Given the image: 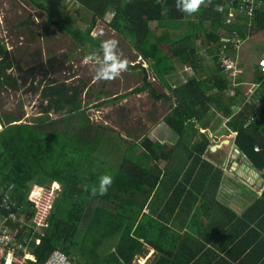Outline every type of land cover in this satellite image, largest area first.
Here are the masks:
<instances>
[{"label":"trees","instance_id":"16d2710c","mask_svg":"<svg viewBox=\"0 0 264 264\" xmlns=\"http://www.w3.org/2000/svg\"><path fill=\"white\" fill-rule=\"evenodd\" d=\"M73 1L91 13L90 22L83 30L66 24L59 25V29L70 33L86 55L100 50L101 40L94 38L92 31L97 20H106L111 12L107 20L109 26L130 41L170 93L169 96L165 92L158 93L149 80L146 67L141 63H129L128 69H141L142 85L105 98L102 103L145 90L157 101L169 100L172 106L163 121L177 139L154 141L147 135L140 141H132L115 128L92 123L81 100L83 81L79 84L58 81L49 78L52 68L41 67L39 74L45 75L46 81L36 83L39 75L36 73L27 87L40 92L39 117L33 122L15 123L21 119L19 115L0 113L3 128L0 131V186L8 181L15 182L19 187L18 202L27 205L25 208L32 216L27 200L32 187L49 185L56 180L63 184L64 190L55 200L50 225L41 243H33L39 264L56 248L78 264H89V261L93 264H132L135 257L148 252L149 247L156 250L150 264H164L169 258L173 264H193L200 252L193 247L199 231L196 235L188 221L195 215L189 214L186 231L178 234L176 243L189 246L187 252L180 253L170 239L176 232L168 233L171 230L164 224V212L160 213L164 210L162 197L171 183L174 194L184 187L193 197L202 195L205 200L209 188L196 191L203 178L197 176L195 179V175L213 172L214 166L205 158L212 139L200 128L208 127L221 117L227 118L229 130L237 132L231 143L253 167L264 172V104L256 107L254 102H247L235 112L237 97L229 95L231 81L219 61L225 38L238 33L245 40L254 32L264 31V7L259 8L254 20L256 26L249 30L243 21L228 22L230 6L225 0H212L192 16L179 11L176 0ZM220 4L224 8L217 10ZM238 4L239 1L234 6L237 8ZM236 13L237 17L244 16ZM161 22H165L164 25L161 26ZM169 22L178 27L172 28ZM200 48L205 49L204 54ZM5 52L6 47L0 41V88L18 89L29 79L20 80L22 84H19L18 79L6 71L8 59L2 58ZM205 54L215 61L209 77L179 73L176 80H170L169 75L178 72V61L202 71ZM261 80L263 83L264 72L256 67L253 81ZM236 91L240 93L239 88ZM104 94L105 90L101 89L97 97L102 98ZM105 173L113 176L108 193L91 197L83 185L98 183V177ZM217 173L219 184L221 172L217 170ZM145 207L149 208L148 212ZM186 210L182 208L180 215L184 216ZM236 226L241 229L230 239L229 244L233 246L226 254L233 256L235 249L243 245L232 259L254 257L256 260L257 250L262 246L261 256L264 257V195L257 197L243 215L235 219L233 228ZM241 260L239 264H245V261L240 263ZM202 263L232 264L228 258L211 250Z\"/></svg>","mask_w":264,"mask_h":264},{"label":"rangeland","instance_id":"374dc122","mask_svg":"<svg viewBox=\"0 0 264 264\" xmlns=\"http://www.w3.org/2000/svg\"><path fill=\"white\" fill-rule=\"evenodd\" d=\"M111 16L112 13H108L107 19H110ZM91 17V13L87 9L73 0H0V41L14 54L15 58L20 59L23 70L37 62H47V60L53 59L54 66L49 78L72 84H79L82 80L81 100L92 123L105 124L115 128L132 141H140L147 135L154 141L157 139L175 141L177 135L163 121L164 116L170 112L171 101L164 98L157 101L150 95V91L145 90L128 95L123 99L102 103L105 98H113L142 85L143 75L141 69L136 67V69H128L113 81H98L94 78L93 66L83 63L85 52L79 48L70 33L59 29V25L66 24L83 30L89 24ZM161 23L162 26L165 22ZM169 23L172 28L178 27V24ZM162 29L164 27L160 28V31ZM94 32L101 41L116 38L119 41L122 58L127 59L131 65L141 63L145 66L149 72V80L158 93L165 92L170 95L167 93L164 83L149 67V63L138 54L130 41L112 29L106 20L98 19L92 34ZM252 35L255 36L250 39L257 38V40L252 42L247 40L245 44L256 46L259 41L264 45V31L254 32ZM200 51L205 53L204 48H200ZM256 51H259L258 47ZM257 53H253V55L258 58ZM187 56L189 57V55ZM205 56L202 71L193 70L189 65H182L177 60L178 71L180 69L182 74L195 73L196 76L209 77L213 66H215V61L212 56L207 54ZM256 57L240 58L246 63L248 72L246 76L248 77L253 71V59L255 60ZM6 71L16 80L18 79L19 84H22L21 75L14 69V66L12 67L10 64L6 67ZM177 75L170 74V80H176ZM239 76L240 73L237 77ZM43 79L46 81L47 78L45 75L39 74L36 76L35 82L38 83L40 80L43 82ZM29 84L30 80H27L18 89L0 88V113L2 115H19L21 119L17 122L33 121L39 117L41 114L40 92L28 90ZM101 89L105 90L106 94L102 98H98L97 93ZM52 116L57 117L55 114ZM1 125L0 122V127ZM220 139L215 140L212 146L223 142Z\"/></svg>","mask_w":264,"mask_h":264},{"label":"crops","instance_id":"0c3cea01","mask_svg":"<svg viewBox=\"0 0 264 264\" xmlns=\"http://www.w3.org/2000/svg\"><path fill=\"white\" fill-rule=\"evenodd\" d=\"M107 20L109 19L106 18V22ZM252 34L244 40L243 46L238 51V57L239 59L249 56L256 57L255 55H253V53H260H257L259 55L258 58L256 57L255 60L253 59V71L251 72V75L249 77L246 76V74L248 73L246 71V63L240 60L243 72L237 79V85L235 86L236 90H238V88L240 89V93L238 92V95H235L237 97L235 105H237L239 98L247 96V93L254 88H256L254 96L258 99V102L260 101L261 104H264V80L263 83L262 80L260 82L253 81L256 67L261 68L260 62L264 57V47H262L259 41L257 42L256 46H251L248 42H246L248 44H245V41L247 40H249V42L257 40V38L250 39L252 36H255ZM257 47L259 48V51H256ZM180 72L181 71L179 69V71L175 74L177 75ZM256 84H258L257 87ZM230 88H232V82ZM33 121L22 122L24 123ZM226 122L227 118L221 117V119L218 118V120L216 119L212 121L208 127L200 128L202 132L209 134L210 138L212 139V143L219 138H221L220 140L222 141L228 138L230 139V142L228 144L224 143L220 148H217L216 150H212L210 147V150L206 153L205 158L212 162L214 166L213 172H209L208 174H194L195 179L197 176L203 178V182H199L197 188L195 189L196 191L201 192L205 191L207 187L209 188V194L205 197V200L202 199V195L193 197L189 193V190L185 189L184 187L181 188L180 193L177 191L176 194H174L175 188L174 186L171 188V183H169L170 187L164 190V196L162 197V202L164 200V210H161L160 213L164 212V224L169 227L171 231H174L171 232L168 230V233L172 234L176 232V236H172V238L170 239L173 241L176 247H179L180 253L187 252L186 249L189 246L182 247L180 244L176 243L178 234H183L186 231V218L189 216V214L195 215L192 221H188L192 223L195 234L196 231H199V235L196 234L198 236V241L196 242L197 244L193 247L196 249V251L200 252L199 256L195 257L198 259H195L193 264H206L202 263V260H204L209 250L215 251L216 254L218 253L228 258L232 264H239V260L241 259L234 260L232 259V257L235 256L237 252L242 249V247H244L243 245H240L235 249L233 256H228L226 254V252L231 250L233 246L232 244H229L230 239L232 238V236L236 235L242 228V224L241 228L237 226L233 228V222L236 218H239L243 215V213L255 201L257 197H260L257 195V193H262V190L264 188V172L253 167L251 163L246 160L245 155L242 154L241 151H238L237 147L233 143H231V141L235 138L237 132L229 130ZM15 123H17V121H15ZM0 128H2V125ZM217 170L221 172V180L219 181V184L217 182ZM257 175L262 178L261 181H257ZM204 181L207 182L204 183ZM53 183L59 185V189L57 191V197H59L64 190V186L58 180L52 181L49 185L45 186H50ZM191 183L192 180L191 182L187 183L188 186H191ZM40 187L43 186L34 185L32 187L27 198L28 201L30 194L40 189ZM172 198L178 201H174L172 200ZM16 200L18 202L17 197ZM18 204L22 208L23 212H25L26 214H30L25 208L27 207V205L20 204L19 202ZM28 205L32 213L33 211L29 202ZM185 207L187 209L185 211V215L181 216L180 210ZM144 210L145 212H148L149 208L145 207ZM154 214L158 215L159 213L155 212ZM221 248H224V250H221ZM195 249L193 251H195ZM155 253L156 250L153 247H149L148 252L136 256L132 264H150V262H152L151 259L154 257ZM262 254L263 247L261 246L257 250L256 260L254 257H251L248 259H242L240 263L245 261V264H261L264 258L263 256H261ZM210 256H213V254H211ZM260 256L261 258L259 259ZM89 264L93 263L89 261ZM164 264L173 263H171V260L169 258L166 262H164Z\"/></svg>","mask_w":264,"mask_h":264},{"label":"built area","instance_id":"2783aa9c","mask_svg":"<svg viewBox=\"0 0 264 264\" xmlns=\"http://www.w3.org/2000/svg\"><path fill=\"white\" fill-rule=\"evenodd\" d=\"M239 1L238 7L234 6ZM225 4L230 6L228 22L243 21L247 28L256 26L257 13L259 8L264 7V0H225ZM223 9L224 5H218ZM243 17H237V13ZM219 61L221 67L227 73L232 88L230 95H238L236 91L237 77L243 72L238 51L241 49L244 39L238 33L224 39ZM231 46V47H230ZM264 60V57L262 58ZM261 60V61H262ZM258 84H256V87ZM255 89L250 90L247 96L238 99L234 106L235 112H239L247 102L260 106V101L254 96ZM58 184L40 187L29 196V203L32 209V216L22 211L14 194L19 190L18 185L13 181H8L0 189V264H39L38 258L33 250V243H41L45 235V229L50 225V217L57 198ZM5 210V213L2 211ZM41 264H78L70 255L63 250L56 248L52 250Z\"/></svg>","mask_w":264,"mask_h":264},{"label":"clouds","instance_id":"9594fccd","mask_svg":"<svg viewBox=\"0 0 264 264\" xmlns=\"http://www.w3.org/2000/svg\"><path fill=\"white\" fill-rule=\"evenodd\" d=\"M211 2L212 0H176V8L188 16H192L199 13L202 6H207ZM93 36L95 38L96 34L94 33ZM83 63L93 66L94 78L98 81H113L126 72L129 67V61L122 58V53L119 51V41L114 37L101 41L100 50L89 52L84 57ZM260 67L261 71L264 72V60L260 62ZM192 119L195 120V118ZM0 131H3V128H0ZM256 179L261 181L262 178L257 175ZM112 183L113 176L105 173L98 177V183L84 184L83 189L91 197H102L108 193ZM1 188L3 186H0ZM257 195L261 196L264 193H257ZM14 196L17 197L16 193Z\"/></svg>","mask_w":264,"mask_h":264},{"label":"flooded vegetation","instance_id":"af4514ba","mask_svg":"<svg viewBox=\"0 0 264 264\" xmlns=\"http://www.w3.org/2000/svg\"><path fill=\"white\" fill-rule=\"evenodd\" d=\"M3 58L8 59V66H10V64L12 67L14 66V69L17 70V72L21 75V81H24L26 78L30 80L32 76H34L36 73L39 74L42 68H47V67L53 68L54 66L53 59H49L47 60V62H37V64L31 65L25 68L26 70H23L20 65V59L15 58L14 54L10 52L8 48ZM38 67H40V69H38Z\"/></svg>","mask_w":264,"mask_h":264},{"label":"water","instance_id":"95a60500","mask_svg":"<svg viewBox=\"0 0 264 264\" xmlns=\"http://www.w3.org/2000/svg\"><path fill=\"white\" fill-rule=\"evenodd\" d=\"M229 142H230V139L228 138V139L224 140L221 143H218V144H215V145L211 146V149L212 150H216L217 148H220L222 146V144H224V143L228 144ZM237 150L240 151L238 148H237Z\"/></svg>","mask_w":264,"mask_h":264}]
</instances>
